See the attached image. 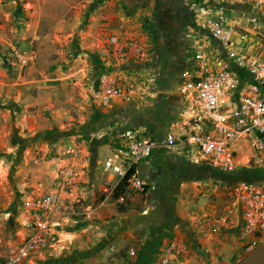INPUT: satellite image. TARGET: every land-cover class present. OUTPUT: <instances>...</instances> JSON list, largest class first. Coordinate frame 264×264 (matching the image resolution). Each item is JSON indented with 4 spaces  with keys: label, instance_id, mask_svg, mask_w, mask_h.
<instances>
[{
    "label": "crops",
    "instance_id": "1",
    "mask_svg": "<svg viewBox=\"0 0 264 264\" xmlns=\"http://www.w3.org/2000/svg\"><path fill=\"white\" fill-rule=\"evenodd\" d=\"M205 6L225 10L228 21L235 26L234 47L264 59L263 38L251 32L241 18L254 11L248 0H153L124 18V31H113L123 41L138 38L149 55L127 63L103 55L106 63L113 64L108 72L131 91L128 100L113 108L96 105L88 82H83L87 86L83 84L78 91L80 97L72 89L75 87L70 89L72 81L67 77L28 80L10 76L4 66L0 67V162H37L36 153L43 151L45 169L47 156H51V163L79 172L76 184L69 185L61 195L71 198L79 191L86 196L114 182L103 163L126 143L128 129L154 139L183 132L184 72L198 67L195 54L191 57L189 50L204 49L212 63L227 58L221 44L211 40L209 30L193 19L195 8ZM123 17L116 15V20ZM58 87L65 94L60 106L48 103L41 93L56 94ZM40 119L48 126H41ZM69 149L74 150L73 155H67ZM245 168L224 173L180 147H156L152 158L139 165L150 184L147 192L130 193L132 203L125 210L105 200L95 208L88 205L84 218L74 221L66 217L59 230L65 236H60L62 249L66 247V251L76 254L83 264H243L249 254L240 261L237 256L250 235L241 210L232 206L230 188L247 180H234L236 174L243 178ZM49 179L44 178L46 182ZM24 208L17 209L19 216L9 217L7 223L0 218V248L6 250L9 241L18 243L28 233L19 223L20 215L27 210ZM127 244L137 246V262L129 261L127 256L109 260L110 249L119 250Z\"/></svg>",
    "mask_w": 264,
    "mask_h": 264
},
{
    "label": "built area",
    "instance_id": "2",
    "mask_svg": "<svg viewBox=\"0 0 264 264\" xmlns=\"http://www.w3.org/2000/svg\"><path fill=\"white\" fill-rule=\"evenodd\" d=\"M248 1L254 11L242 14L241 18L251 32L264 40V0ZM227 16L225 10L195 8V23L209 30L211 40L221 44L227 58L212 63L204 49L196 50L194 60L198 67L186 69L183 77L186 119L183 132L154 139L135 129L126 131V143L103 163L104 170L114 177V182L107 183L103 189L108 197L122 186L130 192H147L150 184L142 176L139 165L151 159L155 148L160 146L180 147L224 173H233L239 164L264 166V59L234 47L235 26ZM108 44L120 63L149 55L138 38L123 41L115 33L109 36ZM130 96V89L113 73L106 72L100 76L92 100L109 109ZM61 172V185L73 184L79 175L71 167ZM230 193L232 206L241 210L250 235L237 256L240 261L264 244V180H240L231 186ZM60 200L58 190H51L25 202L28 211L23 225L28 233L18 243L9 241L6 250L0 248V264H25L48 249H62L61 223L52 216ZM116 200L125 203V193H120Z\"/></svg>",
    "mask_w": 264,
    "mask_h": 264
},
{
    "label": "rangeland",
    "instance_id": "3",
    "mask_svg": "<svg viewBox=\"0 0 264 264\" xmlns=\"http://www.w3.org/2000/svg\"><path fill=\"white\" fill-rule=\"evenodd\" d=\"M152 2L153 0H0V67L4 66L10 76L28 80L67 77L70 82L72 81L69 84L70 89L75 87L72 89L80 97L83 96L78 91L82 88L83 82H88L90 93H94L97 79L110 71L107 68L113 65L103 59V55L113 56L108 44L109 36L115 34L113 31H124V18L144 6L151 5ZM109 14H113V17ZM116 15L124 17L116 20ZM147 29L151 28L147 26ZM2 35L4 39L1 38ZM103 47L107 53L101 51ZM194 54L195 50L190 49L189 55L192 57ZM83 86L86 87L85 84ZM61 89L58 87L55 91L57 93L51 95L41 92L42 97L48 100V103L57 102L55 105L60 106L65 100L64 91ZM48 90L46 91L49 92ZM47 116L52 117L49 113ZM39 122L41 126L45 124L48 126L44 119H40ZM255 134L256 131H253L252 135ZM73 153L67 151V155ZM36 156L37 162L34 159L19 164L5 161L4 165V162H0V218L2 217L3 222H9L8 218L11 216H19L17 209L24 211L25 202L51 190H58L60 193L59 207L52 213V216L61 223L60 229L66 217L74 221L84 218L88 205L95 208L107 200L119 210L131 206L129 195L134 192L128 191L124 186L119 194L125 193V203L117 202L115 196L117 191L108 197L103 190L106 185L86 196L79 191L71 198L61 195L69 186L61 185L59 182L61 171L66 166L51 163V156H47L49 159L45 169V165L42 166L46 158L44 152L36 153ZM241 173L243 178L236 174L234 180H264V166L246 167ZM44 175L50 178L48 182L44 180ZM76 181L73 184H76ZM27 211L28 209L20 215L19 223L23 227ZM131 250L135 253L130 254ZM110 253L109 260L113 257L127 256L129 261L137 262L138 252L135 245L127 244L119 250L112 248ZM249 255L243 264H264V244ZM29 264L83 263L76 258V254L66 251L65 247L54 249L45 254V257H39Z\"/></svg>",
    "mask_w": 264,
    "mask_h": 264
},
{
    "label": "trees",
    "instance_id": "4",
    "mask_svg": "<svg viewBox=\"0 0 264 264\" xmlns=\"http://www.w3.org/2000/svg\"><path fill=\"white\" fill-rule=\"evenodd\" d=\"M119 191L116 192L115 196H118L121 189H118Z\"/></svg>",
    "mask_w": 264,
    "mask_h": 264
},
{
    "label": "water",
    "instance_id": "5",
    "mask_svg": "<svg viewBox=\"0 0 264 264\" xmlns=\"http://www.w3.org/2000/svg\"><path fill=\"white\" fill-rule=\"evenodd\" d=\"M242 166H239V168H241Z\"/></svg>",
    "mask_w": 264,
    "mask_h": 264
}]
</instances>
